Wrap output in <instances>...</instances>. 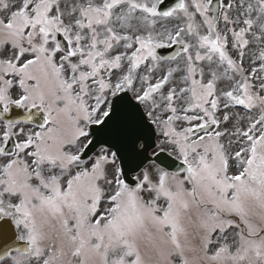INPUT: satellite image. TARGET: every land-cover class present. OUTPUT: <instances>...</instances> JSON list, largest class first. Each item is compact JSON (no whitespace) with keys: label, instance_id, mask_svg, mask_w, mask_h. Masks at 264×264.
<instances>
[{"label":"snow or ice","instance_id":"snow-or-ice-1","mask_svg":"<svg viewBox=\"0 0 264 264\" xmlns=\"http://www.w3.org/2000/svg\"><path fill=\"white\" fill-rule=\"evenodd\" d=\"M0 264H264V0H0Z\"/></svg>","mask_w":264,"mask_h":264}]
</instances>
